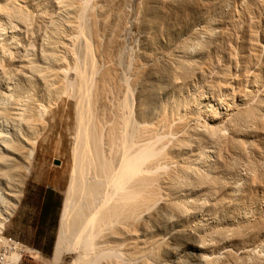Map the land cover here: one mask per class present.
Returning a JSON list of instances; mask_svg holds the SVG:
<instances>
[{
	"label": "bare ground",
	"instance_id": "1",
	"mask_svg": "<svg viewBox=\"0 0 264 264\" xmlns=\"http://www.w3.org/2000/svg\"><path fill=\"white\" fill-rule=\"evenodd\" d=\"M35 2L34 0H0V114L3 120L14 125L16 129L13 128L15 132H10L12 129L2 131L0 128V145L2 146L0 147V234L5 232L7 224L14 216L23 197L25 182L31 173V161L39 139L52 129L54 122L57 121L59 112L53 111V108L68 97L73 101L75 112L72 142L74 143L72 149L74 167L54 264H61L68 253H76L78 256L71 264H186L185 253H181L178 249L179 241L187 242V248L201 260L200 264L215 261L213 257H210L208 246L205 245L207 243H204V238L200 235L201 226L195 225L193 221L192 224L195 225L193 228L183 227L184 214H187L185 210L193 206L190 199L192 197L189 196L190 188L193 189V186L198 183L201 185L203 182H209L215 185L220 182L217 177L207 176L210 171L207 166L210 165L208 159L210 156L203 158L202 161L191 160L190 157V159L178 161L174 158V153L178 148H184L190 141L188 137H192L186 132L187 134H182V138L177 143L167 148L166 145L173 139L167 138L166 134L158 135L159 130L155 132L158 129L157 125L160 128L158 124L160 122L155 124L152 114L156 113L154 110L151 114L149 102L151 99L153 101L152 97L157 91L158 85L154 83V80L159 73V65H162L158 63L163 58L161 56L162 59L156 62L157 67L153 61L154 56H151L153 58L151 59L149 57L151 54L148 56L147 52L150 44L148 37L151 28V21L148 18L151 17L149 16L150 4L143 9V16L138 19L132 17L135 20L130 21V17L126 14L127 9H124L127 0H95L94 4L92 0H74L69 7L73 16L76 15L75 17L79 20V25H76L78 27L74 28L77 30L75 37L85 36V32L89 33L87 35H92L87 36L89 39L83 38L88 39L83 42L88 61L85 60V56L83 59L75 57L77 60L87 61L88 64L83 68L82 65L85 63L81 61L83 64H80L76 61L73 65L71 62L72 67H69L68 60L66 65L62 54L57 56L55 48L58 45L56 47L53 44L55 41L53 37V43H48V38L44 37L46 43L43 39L41 44L43 48L45 45L48 49L46 52L45 48L43 51L46 53L42 55L46 60H44L45 66H36L37 61L34 60L29 63L31 70L38 76V82H42V86L48 91V95L45 93L46 98L43 95L46 101L42 103L39 97L40 92L36 93V85L32 92L27 90L29 88H26L27 91L23 88L15 90L12 85L14 81L7 82L10 75L14 74L11 72L10 62L13 57L12 50L18 49L15 47L17 43L15 35L21 32L31 34L33 19L39 16V10H37L39 4L37 6L38 2ZM65 6L69 8L68 5ZM40 21L36 20V23L40 24ZM57 26L60 27V25ZM61 29L60 27V32ZM56 31V34L60 33L57 27ZM130 31H135L143 43H140V46L143 45V48L141 46L143 51L136 52L138 56L135 61L125 58L127 55L129 57L125 49L127 55L124 57L123 45L128 39L125 35ZM25 36L24 39L27 37ZM151 36L150 34V38ZM90 37L93 38L94 43L90 42L92 41ZM124 40H126L125 43ZM91 43L94 44V49ZM68 50L71 53L73 51ZM77 52H75L76 55ZM166 56L164 55L165 58ZM170 59L171 57L168 61ZM173 60L179 62L177 59ZM23 61L26 63V60ZM98 61L100 64L97 63ZM58 63L60 65H57ZM21 68L19 67L18 71ZM159 70L162 69L159 67ZM162 86L160 85L161 88ZM249 102L250 100L242 101L244 109ZM253 105L254 107L251 106V108L248 105L249 110L242 115L243 112L239 110V106L233 103L228 104L227 112L234 115L231 123L233 128H239L242 123H250L257 119L259 112L264 110V98L256 106ZM213 115V109L212 111L207 109L204 117L215 120L216 116ZM238 115L241 117L236 120L235 117ZM156 119L158 121V118ZM215 124L214 127L206 123L205 130L202 127V131L195 129L193 132L196 134L201 132L204 136L206 133L210 135V138L216 139L218 132L223 133L221 130L224 128ZM212 144L209 148L213 151ZM205 149L207 150L208 147ZM200 152L203 156L207 155L206 151L205 153L199 151V154ZM200 162L206 165L208 173L206 174V171L199 173L196 176L197 179L191 181V175L196 167L200 166ZM199 170L202 169L199 168ZM199 170L197 172H200ZM205 189L208 191L209 188ZM207 191L205 193H208ZM193 192H195L194 189ZM211 193L214 194V191ZM199 199L195 200L196 203ZM199 202L201 204V201ZM170 224L173 228L168 231L167 227ZM40 257L42 258L41 255Z\"/></svg>",
	"mask_w": 264,
	"mask_h": 264
},
{
	"label": "rangeland",
	"instance_id": "2",
	"mask_svg": "<svg viewBox=\"0 0 264 264\" xmlns=\"http://www.w3.org/2000/svg\"><path fill=\"white\" fill-rule=\"evenodd\" d=\"M35 1L36 0H34V2ZM73 1L37 0L36 2L38 3L36 5L38 6L39 4L37 7L39 16H37V18L35 16L33 19V32L31 34L21 32L15 35L17 38L16 42L19 43H16L15 47H18V49L14 48L16 51L13 49V57H10V66L13 70H11V72L14 74H12V76L10 75L8 81L5 79L3 80L8 83L14 81L12 85L15 87V90L23 88L25 91H32V89L35 88L34 85H36V93L39 94L40 92L39 97L42 99V103L46 101L45 93L48 91L42 86V82H38V76L31 70L29 63H32L34 60L38 62H36V66H45L46 62H44L45 59H43L42 55L46 53L48 49L45 45L44 48L42 47L41 40H43L44 37L46 39L48 38V43L53 41V37L55 41L52 43L55 46L58 45V47L56 46L57 48H55V50L57 49V56L62 54L61 56L65 58L63 57V59L61 57V59L64 60L66 65L69 62V67H72L76 61H79L80 64L82 62L85 63L82 67L88 64V59L85 56V43L83 44V42L89 39L87 36L92 35H87L88 32H85V36L81 37L82 39L87 37L88 39L86 38V40H82L81 37H75L77 34V30L75 29L78 27L76 25L79 20L75 17L76 15L73 16L74 14L71 13L69 7ZM129 1L127 0V4L130 5L128 6L126 4L124 9H127V13H125L130 17V21H134V18L138 19V17L143 16V9L146 5L150 4V13H152H149V16L151 15L152 18L148 17L151 21V28L148 32L150 44L147 52L148 56L151 54L149 56L151 59L154 58L153 61L155 63H158V60L160 61L163 58L158 63L162 64L161 66L159 65L162 69L161 71L156 63L159 73L155 76L154 83H157L158 86L156 93H154L152 97L153 101H151V99L149 102L151 114L154 110L156 113L152 114L155 124L157 125L158 122L161 123H158L160 128L157 127V125L156 128L158 129H156L155 132L159 130V133L157 132L158 135L160 133V135L166 134L167 138L173 139L172 142L168 143V145L171 143L169 146L166 145L167 148H171V146L177 143L184 134L188 133L192 138L188 137L190 141L186 143L185 147L183 146L184 148H178L177 152L174 153V158L178 161L190 158L191 160L202 161L203 158H208L210 156L208 159L212 166L207 165L210 170L209 173L207 167H205L206 165L200 162L201 167H196L193 173L194 176L193 174L191 175V181H195L199 173H205L206 171V174L208 173L207 176L213 178L217 177L220 181L217 184L221 185L217 186V184L214 185L209 182H203L201 185L198 183L193 186L195 192L190 188L191 194H188L192 197L190 199H192L193 208H186L185 213L187 214H184L185 222L183 227L186 228L187 226L190 228L191 226L193 228L197 224L201 226L202 231H200V235L204 238V243H207L205 245L208 246L210 257H213V260H215L208 264H264V110L259 112L260 114L257 119L250 123L244 122L239 128L232 127L231 123L234 115H230L227 112L228 104L230 105L233 103L239 106V110L243 112L241 114L245 115V111L249 110L248 105L250 106L252 104L251 106L254 107L253 104L256 106L259 101L264 98V0ZM63 3L68 5L69 8L63 5ZM94 3L95 0H92V4ZM132 17L134 18L132 19ZM36 20H41V23H36ZM73 24H75V26H73ZM57 25H60L62 28L61 32L60 27ZM35 26L38 27L35 28ZM56 27L60 32L58 34H56L58 31H56ZM128 33L129 34L125 35V38L128 36V39H126L127 42L124 40L126 44L123 43V51L125 49L129 57H127L128 55L125 51L124 57L127 55L125 58L135 61L138 56V54L136 56V52L140 53L141 50L143 51V43L140 36H138L135 31H130ZM150 34L152 35L151 38ZM17 35L21 36L18 37ZM24 35H26L28 39L26 36L24 39ZM57 36L61 38L59 39ZM20 38L21 40H19ZM79 38L80 40H78ZM22 39H24V41ZM46 39H44L45 43ZM91 40L90 42H93V38ZM23 43L24 45H21ZM93 43H91V45L94 49ZM140 43H142V48ZM138 47L139 49H137ZM68 49H72L73 54ZM41 51H43V53ZM77 51L80 52V55ZM75 52H77V55ZM164 55H167L166 58L170 56L171 59L168 61L170 57L166 59ZM75 56H77V58L81 57V59L85 56V60L87 61L84 62L81 59L77 60ZM151 56L154 57L152 58ZM19 57L21 59H19ZM155 57H157V61ZM173 59H177L181 64ZM23 60H26V63ZM97 63L100 64L99 61ZM57 65L60 64L58 63ZM19 67L22 68L18 71ZM164 71L166 73H164ZM33 74L36 77L33 76ZM32 82H34L33 87L31 86L30 89ZM160 85H163L162 88ZM26 88L29 89L26 90ZM244 100H250V102L245 105L246 109L242 106V101ZM154 103L156 104L153 105ZM207 109L210 111L213 109V116H216L215 120L204 117ZM53 111L59 112L57 121L54 122L52 129L47 131L37 143L35 155L31 161V173L26 179L24 190L26 189L27 195L28 191L34 186V188L37 189V198L40 200L43 198V193L46 189L56 194L58 208L53 215L52 225L47 232L48 237L52 240L57 236L56 250L61 230L62 216L67 202V192L74 167V159L72 157V149L74 146V143H72L73 130L75 123L73 101L65 97L63 101L59 102L58 105L53 108ZM235 114H237V112ZM240 117L241 116L238 115L235 119H240ZM155 118H158V121L157 119L155 120ZM206 123L210 126H214L216 123L225 130H221L223 133L218 132V137L216 139L210 138V135L206 133L204 136L201 132L202 135L193 132L195 129L202 131ZM7 125H9V127ZM3 127L5 129H3ZM0 128H2V131H10L12 129L10 132H15L16 130L14 125L3 120L1 114ZM13 128L15 130H13ZM170 132H172V134ZM219 135L222 136L219 137ZM211 144L213 147L212 149H214L213 151L209 148ZM0 147L2 148L1 145ZM206 147H208L207 150L205 149ZM199 151H203V153L206 151L207 155L203 156L200 152L202 157ZM4 153L7 154V151L4 150ZM178 155H180V157ZM56 161H59V164H56ZM213 161L215 162L213 163ZM209 166L211 168H209ZM204 167L206 170H204ZM199 168L202 170H199ZM198 170L200 172H197ZM213 186H215V188H211ZM205 188H209L208 191ZM210 188L212 190H210ZM206 191L208 193H205ZM213 191L214 194L211 193ZM201 194L203 196L200 197ZM206 194L207 196H205ZM196 198L199 199L198 201H201V204L200 202L198 203V201V204L196 203ZM198 221L200 223H196ZM202 223H206L207 225H201ZM12 224H7L5 233L7 235H15L16 238L20 239L19 236L14 233ZM188 224L191 225L188 226ZM172 228L173 226L171 224L167 227L168 231ZM25 231L32 235L36 234L35 231L29 228ZM204 236H206V238ZM186 243V241H179L178 245L177 242L180 252L185 253V263L200 264L201 260L187 248L188 245ZM54 255L55 251L54 254L49 257L44 255L42 258L39 257L36 260L26 258L22 264H54ZM77 257L76 253H68L61 264H71Z\"/></svg>",
	"mask_w": 264,
	"mask_h": 264
},
{
	"label": "crops",
	"instance_id": "3",
	"mask_svg": "<svg viewBox=\"0 0 264 264\" xmlns=\"http://www.w3.org/2000/svg\"><path fill=\"white\" fill-rule=\"evenodd\" d=\"M36 192L37 189L34 186L27 195L26 189L24 190L20 204L9 223H13L12 229L19 236L20 241L39 251L42 256L49 257L54 254L57 236L52 240L48 237L47 232L52 225V218L58 208V201L53 191L46 189L41 200L37 198ZM27 228L35 231L36 234L27 233L25 231ZM8 235L16 238L15 235Z\"/></svg>",
	"mask_w": 264,
	"mask_h": 264
},
{
	"label": "built area",
	"instance_id": "4",
	"mask_svg": "<svg viewBox=\"0 0 264 264\" xmlns=\"http://www.w3.org/2000/svg\"><path fill=\"white\" fill-rule=\"evenodd\" d=\"M40 255L39 251L19 239L5 232L0 234V264H22L24 259L36 260Z\"/></svg>",
	"mask_w": 264,
	"mask_h": 264
},
{
	"label": "water",
	"instance_id": "5",
	"mask_svg": "<svg viewBox=\"0 0 264 264\" xmlns=\"http://www.w3.org/2000/svg\"><path fill=\"white\" fill-rule=\"evenodd\" d=\"M56 164H59V161H56Z\"/></svg>",
	"mask_w": 264,
	"mask_h": 264
}]
</instances>
